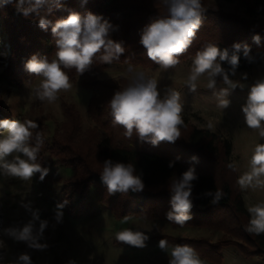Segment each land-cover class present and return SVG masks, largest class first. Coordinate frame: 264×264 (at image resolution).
<instances>
[{
	"label": "trees",
	"instance_id": "trees-1",
	"mask_svg": "<svg viewBox=\"0 0 264 264\" xmlns=\"http://www.w3.org/2000/svg\"><path fill=\"white\" fill-rule=\"evenodd\" d=\"M224 1L239 4L249 17L264 15V0ZM215 3L211 0H201L203 9L201 26L190 47L178 57L179 62L194 59L198 50L208 44H214L221 51L227 49L229 57L234 52L239 56V64L235 72L259 69L264 74V49L249 50L248 55L245 56L244 50L240 49L237 52L229 41L221 37L220 31H209L204 27L208 25L223 29L232 27L235 32L257 33L263 39L264 28L254 29L250 25H244L243 19L221 13ZM11 7L12 3L0 0V28H4L7 32L12 53L10 63L2 76L6 83L18 87L21 85V80L30 83L38 78L25 68L27 61L33 55L38 59L55 58L57 37L51 32L52 24H49L47 29H43L38 22L40 15L47 14L48 7L51 9L48 19L53 24L58 19L66 18L71 12H77L81 16L91 12L107 20L113 26L111 38L121 42L125 48L121 57L113 60L111 64L160 67L147 57L146 50L140 45L139 40L146 26L166 16L167 10L161 0H50L49 3L42 5L39 15L35 13L32 16L33 20L16 15ZM217 62L221 63L226 71L231 68L227 61H219L218 58ZM108 65L110 64L102 63L97 57L91 68L83 75L75 69H64L71 80L76 79L77 76H84L80 84L91 92L87 113L94 126L85 132V136H82L79 127L74 125L76 115L73 110L66 112V117L72 124L71 132H68L67 136L60 137L55 134L49 138V142L40 136L42 144L36 163L47 167L54 163L70 171V178L63 182L60 191L62 203L68 204L74 197L78 198L77 214L79 215L85 207L83 200L94 191L102 206L113 212L115 216L122 217L133 212L146 218H158L162 216L159 212L164 210L163 216H165L167 208L172 211L173 193L170 191L172 180L181 178L185 171L193 168L197 178L191 181L192 207L189 214L192 218L182 227L189 226L193 222V224L217 228L219 226L217 218L224 213L235 222V228H229L227 234L235 236L241 242L227 245L239 249L245 257L255 255L264 257V234H251L245 230L250 215L238 190L235 169L229 167L232 164L230 140L207 130L189 128L188 121L184 117H181L183 124L179 126L180 131H186L183 142L161 141L153 145L150 139L140 141L135 132L131 139L126 138L125 129L113 123L107 106L114 93L127 86L126 80L122 78L99 80L91 76L104 70ZM228 74L231 72L229 71ZM63 127L64 125L60 129ZM32 132L30 143L35 146L36 135L33 130ZM45 154L46 159L52 157L54 160L45 163V158L43 159ZM106 159L135 165V174L141 177L144 189L138 192L129 190L126 193L109 194L107 186L100 179V171L95 167L97 164L103 166ZM169 162H173L172 167H169ZM41 168L46 169L42 166ZM38 174L40 176V173ZM216 190H220L223 196L218 203L213 204ZM206 191H211L213 195H205ZM67 211H71V208L69 207ZM167 241L173 246L177 244L193 246L202 242V240L181 238H170ZM203 243L210 245L208 242ZM211 247L216 248L215 245Z\"/></svg>",
	"mask_w": 264,
	"mask_h": 264
},
{
	"label": "rangeland",
	"instance_id": "rangeland-1",
	"mask_svg": "<svg viewBox=\"0 0 264 264\" xmlns=\"http://www.w3.org/2000/svg\"><path fill=\"white\" fill-rule=\"evenodd\" d=\"M211 1L216 2L221 13L243 19L244 25H250L254 29L264 28V15L249 17L245 14L244 8L235 2ZM17 2L18 0H13L11 10L24 19L33 20L32 16L35 13L25 17L15 6ZM161 2L163 4V0ZM210 26L204 28L209 31H220L224 40L229 41L231 45L240 44L241 50H244V45H248L250 50L264 49V39L257 33L235 32L232 27L223 29L219 26L216 28ZM256 35L260 37L259 44L253 39ZM11 57L7 32L0 28V119L21 122L31 120L39 126L32 129L35 135L39 133L49 142L52 135L58 134L62 137L71 132L72 124L66 117V112L73 110L77 116L74 125L78 126L83 133L82 136H85V132L94 124L87 113L91 92L80 84L84 76L70 79L72 87L67 91H60L55 102H41L36 98L34 91L40 83V77L30 83L21 80L18 87L4 82L3 72ZM192 62L193 59L179 62L174 68L167 70L161 67L110 64L91 76L99 80L122 78L128 85L135 74L143 72L157 80L161 98L167 95L169 90L180 92L183 105L180 115L187 119L189 128L207 130L230 140V159L235 169L238 190L247 210L256 203L264 202V188L241 189L238 179L249 171L253 151L257 144H264V138L259 136L257 130L245 124L241 108L246 103L250 87L258 80L264 79V74L259 69L229 74L230 80L237 84L234 89L229 88L222 77H217L214 90L207 87V76L202 75L197 90L192 92L186 86ZM224 88H228L229 94L226 99L230 103L228 107L220 108L213 92L218 93ZM62 125L64 127L60 129ZM184 132L186 131H180L181 136L177 142L184 141ZM3 135H6V131L0 129V137ZM15 155L27 159L16 153L8 159H13ZM46 157L45 154L43 156L45 163L54 160L52 157L51 159L48 157L49 160ZM41 166L48 168V174L43 180L38 173L29 180H23L6 176L0 170V264H15L22 253L31 257L32 264H68L69 261H75V264H168L174 246L168 243L165 252L158 247V242L170 238L202 240L192 247L196 249L204 264H264V257L257 255L245 257L239 249L227 245L241 242L235 236L227 234L229 228H235V222L224 213L217 218L219 222V226L215 225L217 228L193 222L189 226L180 227L165 219L169 208L165 210V216L163 210L159 212L162 216L154 219L133 212L122 217L115 216L102 206L95 192L91 191L83 200L85 207L78 215V198L74 197L68 204L61 201L60 191L63 182L70 178V171L54 163L50 167ZM95 167L102 171V165L97 164ZM69 207L71 211H67ZM57 212L61 213L59 221L56 219ZM125 216H128L126 221ZM41 222H46V227L43 233L38 235ZM28 223L33 225V236H37V242L46 245L42 250L31 248L27 242L16 240L5 232V229L9 228L22 229ZM124 229L145 233L148 239L145 240L144 247L117 241L116 233ZM211 245H215L216 248ZM220 245L227 246L221 248Z\"/></svg>",
	"mask_w": 264,
	"mask_h": 264
},
{
	"label": "clouds",
	"instance_id": "clouds-1",
	"mask_svg": "<svg viewBox=\"0 0 264 264\" xmlns=\"http://www.w3.org/2000/svg\"><path fill=\"white\" fill-rule=\"evenodd\" d=\"M12 3L13 0H6ZM50 0H18L16 7L25 17L32 13L39 15L42 5ZM27 3V6L25 4ZM167 10L164 18L159 19L146 26L141 33L139 43L146 50L147 57L167 70L179 64L178 57L190 47L196 32L202 23L201 0H163ZM47 14L40 15L39 26L47 29L52 24L51 32L57 37L55 41V58L48 57L38 59L35 55L27 61L25 68L28 72L40 77V83L35 88L36 98L41 102L53 103L58 98L60 91L69 90L72 85L69 76L64 69H75L80 75L88 71L94 60L105 64H111L113 60L119 59L125 52L121 42L111 38L113 26L101 16L91 12L81 16L77 12H71L66 18L58 19L53 24L48 19L50 7L46 8ZM259 44L260 37H253ZM238 52L240 44H234ZM244 55L247 56L249 46L244 45ZM219 61H227L231 68L225 70ZM239 64V56L235 52L229 57L227 49L221 51L214 44H208L198 50L194 56L190 72L187 76L186 86L190 91L197 90L199 78L207 76V87L215 89L216 78L222 77L229 88H236L237 84L230 80L229 71L235 75ZM246 79V76L244 77ZM218 101V107L226 108L229 105L228 88L221 89L218 93L213 92ZM113 123L125 129L124 135L131 139L133 133L140 141L150 139L153 145L161 141L174 143L180 138L179 126L183 124L181 112V94L175 90L161 98L156 79L139 72L133 76L129 84L122 90L116 91L107 104ZM244 113L245 124L257 130L259 136L264 138V79L258 80L249 90L246 103L241 108ZM38 124L28 120L21 122L13 119H0V129L6 131V135L0 137V170L6 176L29 180L35 173H40L43 180L47 169H42L36 163L42 140L40 134H36V144L30 141L33 137L32 129L38 128ZM14 153L13 159L8 157ZM193 159H196L193 157ZM173 162H169V167ZM230 168L234 167L232 164ZM135 165L131 163L113 162L106 159L100 172V179L107 186L109 194L116 192L126 193L142 191L144 183L139 175L135 174ZM193 168L185 171L181 178L174 179L170 185L173 193L171 198L172 211L166 213L169 222L180 225L186 224L192 217L189 210L192 207L191 181L196 179ZM241 189L264 188V144H257L250 159L249 171L238 179ZM205 195H213L206 191ZM223 193L216 190L213 204L222 198ZM59 207V206H58ZM250 219L245 230L251 234L264 233V202L256 203L248 207ZM35 216V213H34ZM38 219V216L36 217ZM61 213L57 212L56 219L59 221ZM128 216L124 217L126 221ZM46 222H41L38 235L43 233ZM6 234L16 240L27 242L28 246L35 249H43L46 245L37 242V236H33V225L31 223L22 229H5ZM148 236L145 233L131 229H124L116 233V240L129 245L144 247ZM158 247L167 251L168 241L161 239ZM15 264H32L31 257L22 253ZM68 264H75L69 261ZM168 264H204L198 252L189 244H177L170 252Z\"/></svg>",
	"mask_w": 264,
	"mask_h": 264
}]
</instances>
